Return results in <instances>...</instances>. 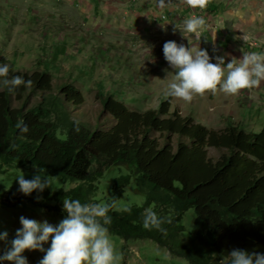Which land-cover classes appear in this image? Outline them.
Returning <instances> with one entry per match:
<instances>
[{
  "label": "rangeland",
  "instance_id": "rangeland-1",
  "mask_svg": "<svg viewBox=\"0 0 264 264\" xmlns=\"http://www.w3.org/2000/svg\"><path fill=\"white\" fill-rule=\"evenodd\" d=\"M193 16L206 20L199 35L183 31L184 21ZM167 41L206 50L212 63L221 56L225 67L233 58L242 59L243 54L264 53V0H211L203 11L189 8L183 0H170L163 8L158 0H0V65L7 64L14 71L47 70L57 83L68 80L76 85L85 102L71 108L69 116L78 122L97 119L98 90L130 108L156 109L167 100L166 91L175 76L163 54ZM169 109L210 129L234 123L247 132H258L264 126V81L235 96L218 89L215 95L195 96L191 103L170 97ZM109 124L107 121L105 126ZM56 133L64 137L62 124ZM36 168L41 169L0 163V232H8L7 241H0V255L11 247L17 229L22 227L21 216L47 220L54 226L66 218L63 211L34 200L41 196L43 203L63 207L67 198L47 200L45 194L67 192L78 183L43 170L52 187L25 196L18 191L16 179L22 175L31 179ZM129 173L126 166L109 168L93 182V190L81 203L109 202L114 210L133 205L153 208L139 192L134 176L115 201V179ZM194 218L192 209L184 213L182 224L187 232ZM109 235L121 256L119 264H189L149 239ZM50 243L51 238L43 245L45 250ZM22 255L28 264H39L45 252L26 250ZM213 263L231 264V260L214 258Z\"/></svg>",
  "mask_w": 264,
  "mask_h": 264
},
{
  "label": "trees",
  "instance_id": "trees-1",
  "mask_svg": "<svg viewBox=\"0 0 264 264\" xmlns=\"http://www.w3.org/2000/svg\"><path fill=\"white\" fill-rule=\"evenodd\" d=\"M14 76L32 85L13 92L0 88V163L36 166L78 183L67 192L45 194L47 200L82 202L106 170L126 166L131 173L115 179V201L134 176L153 211L165 218L166 231L144 229L145 209L133 205L131 212L110 209V233L149 239L189 264L231 260L233 249L264 254V126L258 132L234 123L210 129L170 111V97L156 109H138L98 90L97 119L79 122L76 132L70 109L85 102L76 85L57 83L47 70L9 67L8 78ZM19 121L28 125L27 133L16 128ZM59 124L64 137L56 133ZM190 209L195 218L187 232L182 218Z\"/></svg>",
  "mask_w": 264,
  "mask_h": 264
},
{
  "label": "clouds",
  "instance_id": "clouds-1",
  "mask_svg": "<svg viewBox=\"0 0 264 264\" xmlns=\"http://www.w3.org/2000/svg\"><path fill=\"white\" fill-rule=\"evenodd\" d=\"M160 7H165L170 0H158ZM189 8L207 9L211 0H183ZM206 27L203 16H193L184 21L183 31L197 34ZM163 54L169 66L174 69L175 76L168 85L166 96L178 98L191 103L195 96H204L205 93L216 94L219 89L226 95H238L242 90H251L259 87L264 81V53L251 52L243 54L242 59L233 58L224 66V58L216 57V63L210 62L206 50L193 49L167 41L163 45ZM226 68V73H225ZM9 66L0 65V84L9 92L20 86L31 87L32 81L22 76L8 78ZM75 131L79 132V122L75 121ZM20 133H27L29 127L23 121L16 124ZM15 148V145H10ZM18 191L25 196L34 191L42 193L46 188L52 187V181L43 175V169L36 168L31 179L24 175L17 179ZM37 201L41 196H37ZM114 204L109 202L82 204L78 199H64L63 210L66 218L54 226L47 220L43 222L21 216V228L17 229L11 247L0 255V261H9L13 264H28L27 258L22 254L26 251L39 250L45 252L39 264H119L121 256L117 254L115 245L110 238L107 225L111 224L108 215ZM125 212H131L125 207ZM102 220V222H101ZM165 218L157 215L153 209L147 208L143 213V228L166 230L162 225ZM168 223L171 221L168 220ZM8 232H0V241H7ZM51 238L50 247L46 250L43 245ZM231 264H264V254L241 249H233L229 253Z\"/></svg>",
  "mask_w": 264,
  "mask_h": 264
}]
</instances>
